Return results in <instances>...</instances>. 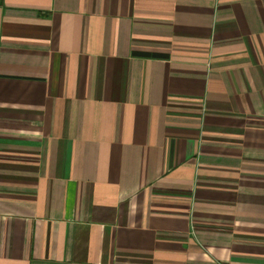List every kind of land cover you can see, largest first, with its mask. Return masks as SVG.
I'll list each match as a JSON object with an SVG mask.
<instances>
[{
  "label": "crops",
  "instance_id": "crops-1",
  "mask_svg": "<svg viewBox=\"0 0 264 264\" xmlns=\"http://www.w3.org/2000/svg\"><path fill=\"white\" fill-rule=\"evenodd\" d=\"M0 264H264V0H0Z\"/></svg>",
  "mask_w": 264,
  "mask_h": 264
}]
</instances>
